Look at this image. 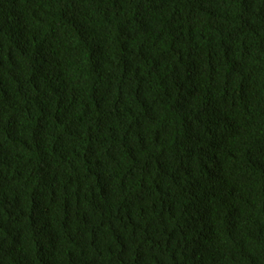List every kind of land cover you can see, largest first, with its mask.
I'll return each instance as SVG.
<instances>
[{"label":"trees","instance_id":"trees-1","mask_svg":"<svg viewBox=\"0 0 264 264\" xmlns=\"http://www.w3.org/2000/svg\"><path fill=\"white\" fill-rule=\"evenodd\" d=\"M0 264H264V0H0Z\"/></svg>","mask_w":264,"mask_h":264}]
</instances>
